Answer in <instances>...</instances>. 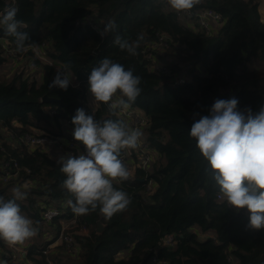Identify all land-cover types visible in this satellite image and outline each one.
I'll list each match as a JSON object with an SVG mask.
<instances>
[{"label":"trees","instance_id":"1","mask_svg":"<svg viewBox=\"0 0 264 264\" xmlns=\"http://www.w3.org/2000/svg\"><path fill=\"white\" fill-rule=\"evenodd\" d=\"M259 1L201 0L191 11L212 8L222 18L215 32L205 35L187 27L167 0H14L17 19L26 25L20 30L31 38L26 45L45 43L46 55L78 82V86L70 83L67 90L49 89L53 68L37 59L41 79L28 72L24 62L10 78L0 80V146L4 148L0 159L19 166L17 178L0 185V197L12 199L15 188L25 192L26 198L17 202L36 228L47 207L56 205L63 221L74 217L68 227L59 219L52 221V240L64 227L75 242L73 253L61 242L43 254L50 241L42 240L24 245L29 260L35 264H47L49 258L54 264H151L155 256L165 264H264V229L248 228L250 213L227 205L208 161L189 135L199 119L194 114L207 115L216 99L235 97L241 109L253 111L264 105V20L257 9ZM8 3L0 0V10L4 12ZM110 21L117 25L115 31L101 38L99 30ZM158 33L169 38L164 53L169 52L166 62L171 71L190 76L183 84L174 86L169 75L152 68L147 50ZM117 35L130 43L143 36L138 54L130 55L115 45ZM0 36L13 39L3 26ZM178 55L184 56L181 63ZM105 57L142 78L141 94L131 106L146 117L145 141L155 156L150 170L135 168L127 181L114 185L130 196L131 203L111 219H105L99 209L74 214L69 201L75 198L63 187L66 177L57 163L60 157L21 140L25 133L63 137L62 124L74 128L72 117L78 108L101 122L122 120L108 104L91 106L87 101L88 76ZM6 60L0 48V65ZM43 95L60 101L42 102ZM77 148L72 149L73 155ZM149 180L152 184L147 189ZM99 220L104 225L101 231L96 230ZM167 234L174 236L171 247L161 245ZM4 247L0 240V254ZM121 251L126 255L117 258Z\"/></svg>","mask_w":264,"mask_h":264},{"label":"clouds","instance_id":"2","mask_svg":"<svg viewBox=\"0 0 264 264\" xmlns=\"http://www.w3.org/2000/svg\"><path fill=\"white\" fill-rule=\"evenodd\" d=\"M177 13L189 12L201 0H167ZM19 9L13 3L0 13V26L8 36L15 38L18 52L25 51L31 38L23 21L17 19ZM117 25L110 21L99 30L101 38L115 31ZM143 36L129 42L117 35L113 41L121 50L137 55ZM141 77L133 70L105 57L91 69L88 76V90L92 99L108 104L115 112L129 108L141 94ZM71 83L69 74L57 68L49 89L67 90ZM119 96V99H113ZM126 98V99H125ZM195 119L190 137L208 161L213 179L225 202L237 211L247 210V227L264 229V105L258 111L251 107L241 109L237 98L216 99L207 115ZM74 139L84 146L79 155L71 153L61 156L57 163L65 174L63 187L72 194L74 201L69 205L77 216L88 215L99 209L105 219L123 212L131 203L130 196L115 187L127 181L131 173L123 163L121 155L128 149H136L142 132L131 128L123 120L98 121L84 108L76 109L72 117ZM26 198L20 188L13 189V198L0 197V240L9 246L23 245L37 235L33 222L22 214L17 202Z\"/></svg>","mask_w":264,"mask_h":264},{"label":"built area","instance_id":"3","mask_svg":"<svg viewBox=\"0 0 264 264\" xmlns=\"http://www.w3.org/2000/svg\"><path fill=\"white\" fill-rule=\"evenodd\" d=\"M14 3V0H9V3L4 7V9L12 5ZM15 4V3H14ZM3 10H0V13H2ZM178 16L183 20L184 24L193 30H200L205 35H211L215 32V30L220 26L222 22L221 14L212 9V8H205L198 10L197 12L189 11V12H179L177 13ZM262 18V17H261ZM89 24H91L93 27H96L95 23L92 20L87 21ZM168 36L165 33H158L157 34V40L154 41V43L150 44L147 50V57L152 62V68L156 70L157 72H160L164 75H169L171 77V82L174 86L183 84L186 80H189V75H182L177 76L175 72H172L168 63L162 61L159 59V50H165L168 45ZM0 48L3 52V55L13 63H19L21 62L22 58L26 64L30 65V68L26 65V68L28 72H33L35 76L38 79L42 78V69L36 65L35 59L51 66L53 68V73L56 74V70L59 67V69L65 70L64 67L58 63V62H52L53 59L50 61L47 59L49 57L46 55L45 51V43H41L38 45H25V51L19 53L16 49L15 45V38L9 39L7 37L0 36ZM47 56V57H46ZM50 58V57H49ZM39 67V69H38ZM200 71V70H198ZM68 73V72H67ZM69 74V73H68ZM71 79V84L74 86H78V82L75 77L69 76ZM55 109H50V113H54ZM118 115L121 117L123 121H125L131 128L138 129L142 132V137L139 146L136 149H128L126 151H123V155L121 157L123 163L127 165L129 169V164L131 169V176L133 175V172L135 168H141L144 170H150L152 159L151 156L154 154L149 146L147 145L145 141V126H146V117L143 114V112L135 107L130 106L127 109L123 110H116ZM59 136H49L44 133H25L22 136V142L24 144H27L30 148L33 147H42L44 145H52L55 144L59 147L66 148L68 154H74L72 149L77 148L79 143L74 138H67L66 143L64 141L59 140ZM80 144V143H79ZM0 150H4L3 146H0ZM84 151V146L82 145V148L76 149V155H79ZM19 174V166L16 161H10L5 158L0 159V185H4L9 183L10 181L17 178ZM151 181L149 180L147 182V189L151 186ZM26 184H24L25 186ZM154 188V185H153ZM152 188V189H153ZM218 199H221L222 196L218 195ZM58 205V204H57ZM62 207L67 206L66 203H60L59 204ZM61 210L55 205L51 207L45 208L41 212V220L40 222L45 223H52L53 219H59L61 220ZM66 227L71 223L74 222V217L69 218L66 221L61 220ZM55 227V224H53ZM52 226V227H53ZM55 230V229H54ZM54 230L51 228V233L49 236V243L45 246V248L42 250L43 254H48L53 247H55L57 244L61 242H65L67 250H69V253H73L75 242L73 241V238L67 234L64 231V227H62L57 235V237L52 240L53 236L55 235ZM4 249L1 251V261L0 264H35L33 261L29 260L26 257V251L24 248V245H27L28 243L25 242L23 245H17V246H9L7 243L3 241ZM174 244V236L172 234H167L161 239V245L163 246H169L171 247ZM166 262L161 260H156L155 256L151 259V264H165ZM47 264H54L49 258L47 260ZM62 264V263H61ZM65 264H71V261H66Z\"/></svg>","mask_w":264,"mask_h":264},{"label":"crops","instance_id":"4","mask_svg":"<svg viewBox=\"0 0 264 264\" xmlns=\"http://www.w3.org/2000/svg\"><path fill=\"white\" fill-rule=\"evenodd\" d=\"M258 12H259V15L262 17L261 19L262 20H264V0H260L259 1V4H258ZM88 104L89 105H91V106H94V105H96L95 103V101L92 99V97H91V94H90V92H89V90H88ZM62 130L64 131V132H66V134L63 136V137H60V141H65L67 138H69V136H71L72 138H74L73 137V135H69L70 133L72 134V132H73V130H74V128H72V127H70V126H68V125H66L65 123H63L62 124ZM80 143V142H79ZM79 143H77V144H79ZM80 144H82V143H80ZM46 148H48V150L50 151V153L53 155V156H57V157H60V156H64V155H67L68 154V152H67V150H66V148H62V147H59V146H57V145H55V144H52V145H50V146H48V147H46ZM131 172V171H130ZM134 173V172H133ZM53 224H55V223H45V222H39L38 223V227H37V229H38V234L35 236V237H33V238H31V239H29V240H27L26 242L27 243H32V242H40V241H42L41 240V238L43 239V241L45 240V241H49V236H50V233H51V228L52 229H54L55 227L53 226ZM53 226V227H52ZM39 235V236H38ZM44 236H46L45 238H44ZM1 259H2V257H1V254H0V261H1Z\"/></svg>","mask_w":264,"mask_h":264},{"label":"rangeland","instance_id":"5","mask_svg":"<svg viewBox=\"0 0 264 264\" xmlns=\"http://www.w3.org/2000/svg\"><path fill=\"white\" fill-rule=\"evenodd\" d=\"M165 51L163 50H159L158 51V53H159V59L160 60H162V61H164V62H166V56L169 54V52L167 53V54H165L164 53ZM175 53H176V51H174ZM161 55V56H160ZM180 58L179 59H177L178 60V62L179 63H181L182 62V60L184 59V56L183 55H178ZM47 57V56H46ZM47 59L48 60H52L51 58H49V57H47ZM52 62H57L56 60H54V61H52ZM166 63H168V62H166ZM24 64V60H23V58H22V60H21V62H19V63H13L12 61H9L8 59L6 60V62L5 63H3L2 65H0V80H2V79H4V78H10L11 77V75L16 71V70H18V68L20 67V66H22ZM25 65H27L28 66V68H30V65L29 64H26L25 63ZM198 66V64H196V67ZM59 68V67H58ZM38 69H39V67H38ZM69 76H70V74H69ZM39 78V77H38ZM64 143H66V141H64ZM49 145H44V146H42V148L43 149H48V148H46V147H48ZM151 156V159H152V163L154 162V154H152V155H150ZM61 157V156H60ZM130 165L131 164H129V169H131V167H130ZM132 171V170H131ZM192 229H194V230H196V227H193ZM38 234V233H37ZM39 236V235H38ZM46 236H44V238H45ZM41 240H43L42 238H41ZM126 255V253L124 252V251H121V252H119V254H118V256H116L117 258H119L120 256L122 257V256H125Z\"/></svg>","mask_w":264,"mask_h":264},{"label":"water","instance_id":"6","mask_svg":"<svg viewBox=\"0 0 264 264\" xmlns=\"http://www.w3.org/2000/svg\"><path fill=\"white\" fill-rule=\"evenodd\" d=\"M41 101L42 102H59V99L53 98V97H49L47 95H43L41 97ZM104 225L99 221H97V231H101L103 229Z\"/></svg>","mask_w":264,"mask_h":264}]
</instances>
